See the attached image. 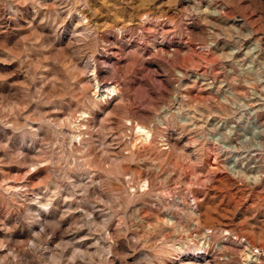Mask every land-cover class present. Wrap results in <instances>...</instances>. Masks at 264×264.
Returning a JSON list of instances; mask_svg holds the SVG:
<instances>
[{
	"label": "rangeland",
	"instance_id": "obj_1",
	"mask_svg": "<svg viewBox=\"0 0 264 264\" xmlns=\"http://www.w3.org/2000/svg\"><path fill=\"white\" fill-rule=\"evenodd\" d=\"M256 113L264 0H0V264H264L209 145Z\"/></svg>",
	"mask_w": 264,
	"mask_h": 264
},
{
	"label": "built area",
	"instance_id": "obj_2",
	"mask_svg": "<svg viewBox=\"0 0 264 264\" xmlns=\"http://www.w3.org/2000/svg\"><path fill=\"white\" fill-rule=\"evenodd\" d=\"M206 84L213 85L211 81H206ZM209 122L211 129L209 145L212 148L213 160L216 159L214 162L220 164L226 173L235 177L242 176L243 165L249 163L245 169L247 186L253 188L264 186L262 173L264 158L255 147L258 143L256 140L258 133L264 127L259 114L256 113L247 119L242 116L238 119L236 116L227 118L212 114L209 116Z\"/></svg>",
	"mask_w": 264,
	"mask_h": 264
},
{
	"label": "bare ground",
	"instance_id": "obj_3",
	"mask_svg": "<svg viewBox=\"0 0 264 264\" xmlns=\"http://www.w3.org/2000/svg\"><path fill=\"white\" fill-rule=\"evenodd\" d=\"M254 50V49H253ZM252 52V51H251ZM250 52V53H251ZM238 53H240V52H238ZM234 54V53H233ZM231 56V55H230ZM257 56V55H256ZM112 92V91H111ZM141 127V126H140ZM140 131L143 133V134H145L146 136L148 135L149 136V132L148 131H146L145 129H144V127H142V128H140ZM139 131V132H140ZM148 132V133H147ZM262 132V131H261ZM147 138V137H146Z\"/></svg>",
	"mask_w": 264,
	"mask_h": 264
}]
</instances>
